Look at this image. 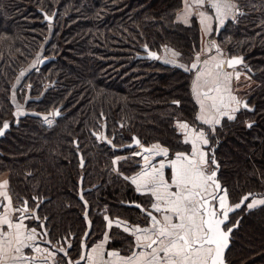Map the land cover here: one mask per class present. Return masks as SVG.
Here are the masks:
<instances>
[{
  "label": "trees",
  "instance_id": "trees-1",
  "mask_svg": "<svg viewBox=\"0 0 264 264\" xmlns=\"http://www.w3.org/2000/svg\"><path fill=\"white\" fill-rule=\"evenodd\" d=\"M236 2L237 18L207 40L228 57H241L258 81L246 97L254 110L241 108L210 134L218 179L231 202L245 193L264 195V0ZM181 5V0H0V127L10 122L0 138V174L7 175L14 205L27 201L50 239L70 243L71 255H78L83 238L90 245L103 236L106 216L148 222L151 197L137 193L129 180L142 166L139 158L113 165L115 156L132 149L122 146L136 136L140 146L160 143L173 155L184 151L178 149L175 120L198 126L192 65L201 31L195 20L187 25L177 19ZM43 12L54 13L53 21H44ZM50 26L43 56L51 59L24 77L20 93L29 85V109L47 113L62 106V115L50 125L38 114L15 124L11 86ZM145 47L159 56L172 47L187 68L146 56ZM47 85L49 91L35 98ZM103 126L111 143L93 134ZM78 153L85 160L81 168ZM131 201L143 210L124 204ZM239 214L227 264H264V204L232 213L226 225ZM109 236L108 248L132 250L129 233L113 226Z\"/></svg>",
  "mask_w": 264,
  "mask_h": 264
},
{
  "label": "snow or ice",
  "instance_id": "snow-or-ice-1",
  "mask_svg": "<svg viewBox=\"0 0 264 264\" xmlns=\"http://www.w3.org/2000/svg\"><path fill=\"white\" fill-rule=\"evenodd\" d=\"M196 5H203L205 0H193ZM210 6L216 10L218 16L224 15L222 12V5L219 0H210ZM204 22L206 17L200 13ZM221 23L223 20L221 19ZM174 55H177L174 53ZM241 61L233 58L227 62L220 61L215 64L217 71L206 70L199 73L196 78L194 92L197 102L200 104L201 114L197 117L206 124H219L220 116H227L228 119L235 117L229 115L227 111H222L228 105L224 102L223 91H227V84L230 80V74L220 71L224 63L232 67ZM207 63V62H206ZM195 67V65H193ZM204 80L205 85H209L208 91L201 92L202 87L200 81ZM237 79L239 76L237 75ZM210 93H215L210 95ZM230 101H235L239 104L234 96H229ZM206 101L210 102L206 105ZM244 107H247L245 104ZM232 112L238 111V108H232ZM210 112L216 113L212 116ZM58 115L59 113H55ZM47 119V118H45ZM51 124V121H47ZM8 124L4 123L3 129L8 128ZM251 126V125H249ZM181 129H188L187 123L179 124ZM3 130L0 129V134ZM189 140L192 143L191 156L178 153L176 159L171 162L173 174L171 177V184L164 178L163 169L165 165L160 164L159 168H154L150 173H142L139 177L133 178L132 183L137 185L139 191L142 187L155 197L156 203L152 207L157 211H166L162 220H158L149 212L152 225L149 228L136 227L135 232L140 235L136 236V246L141 249H148L149 251H141L139 254L133 253L132 256L126 258H119L121 264H224L223 254L228 246L229 234L232 228L227 231L222 229V225L228 221V214L234 209L227 204V191L223 190V195L219 198L214 194L215 191H220V185L216 180V172L207 171V166L210 161L208 154L200 149L199 144L207 145L208 139L204 132L192 133L185 139V143ZM111 143V141H109ZM139 143V141H136ZM159 151V153L167 156L168 150L161 149L159 145L153 146L152 149H145V151ZM147 165V157H145ZM214 157L211 164H215ZM6 185L7 182L5 181ZM175 187L176 191L171 189ZM4 195L11 206V199L7 197V193H0ZM219 199V209L217 211L214 204L210 202ZM248 197H244L247 200ZM86 203V202H85ZM161 203L165 208H161ZM243 203V201H242ZM257 204H264V200H257L248 204V208H253ZM139 207V206H137ZM240 204L235 205L239 208ZM19 211V210H17ZM24 211H27L25 208ZM222 216V218H220ZM173 217L176 221H173ZM107 219V217L105 218ZM0 226H6L13 231L4 232L0 230V264H7L8 260L22 261L28 259L23 256L22 250L29 247L28 241L35 239V229L25 230L23 223H16L9 219L6 212L0 217ZM109 226L111 222L109 221ZM124 231H129L125 228ZM37 252H45L47 249H35ZM63 251V249H61ZM10 253H14L10 255ZM54 253L49 252V256ZM109 256L119 257V253L110 252ZM84 257H81L83 259ZM89 259H93L89 257Z\"/></svg>",
  "mask_w": 264,
  "mask_h": 264
},
{
  "label": "crops",
  "instance_id": "crops-1",
  "mask_svg": "<svg viewBox=\"0 0 264 264\" xmlns=\"http://www.w3.org/2000/svg\"><path fill=\"white\" fill-rule=\"evenodd\" d=\"M189 3L193 6V8L195 9V11L197 12L198 9H200L199 7L203 6V9L209 10L213 13V15L215 16V18L220 20L222 19L223 21L225 19H228L230 17H232L233 15H236V5L231 1V0H219V2L222 5V12L224 13V15L218 16L216 13V10L214 8H212L210 6V0H205V3L203 5H196L193 2L191 3L190 0H188ZM199 27L201 30V39H202V44L203 47L206 48L208 46L209 43H207L208 40V36L210 35V33L213 30V24H206V23H201L199 22ZM172 51V49H167V55L165 54V56H169L170 52ZM165 52V53H166ZM163 57V56H161ZM220 61H225V56L224 53L222 51H218L217 48L211 49L210 52H204V55L202 57H200L199 59V67H195V72H194V77H193V81H192V93L193 96L197 102V98L194 92V86L196 83V78L197 75L199 73H202L206 70H211L213 72L217 71L215 69V64L217 62ZM207 62V63H206ZM194 64H197V61L195 59ZM223 73H227L230 74V80L228 81L227 84V91H223L222 95L224 96V102L225 104L228 105L227 108H223L222 107V111H227L229 113V115H233L234 112L231 111L232 108H239V104H237L235 101H230L229 100V96H234L236 98L237 101L240 102V99L245 95V93L248 91V89L250 88V86L252 85V80L251 78L248 76L247 73H245L244 71L240 70V69H236V68H227L225 63L223 65V68L220 70ZM237 75L239 76V79H237ZM202 87L200 89L201 92H205L208 91V87L209 85H205L204 84V80L202 79L200 81ZM215 93H210V95H214ZM198 103V102H197ZM210 103L208 101H206V105ZM201 114V108H200V104L198 103V111H197V117ZM210 114L212 116H215L216 113L214 112H210ZM227 117V116H220L219 119L221 120L222 118ZM197 120L200 122L197 125H192L189 124V122H186L184 120H181L179 124L181 123H187L188 125V129H180L181 134H183V138L186 139L187 137H189L192 133L195 132H203L202 130H200V128L198 127H202V126H212L210 124H206L204 123L202 120L198 119ZM181 138V136H180ZM182 141V140H181ZM189 143L191 144V151L188 153H183L186 155L191 156L192 154V143L189 140ZM200 147V149L204 152L207 153L206 147L203 144H199L198 145ZM146 148V147H145ZM163 149V148H161ZM206 150V151H205ZM177 154H173V155H168L165 156L161 153H159V151H144L143 156H142V167L139 171H136L134 174H132L131 176H129V180L132 183L133 178L139 177L142 173L145 172H151L154 168H159L160 164L163 163L165 165L163 172H164V178L169 182V184H171V177L173 174V169L171 166V162L174 161L176 159ZM145 157H147V165L145 162ZM7 182V184L5 185L4 182ZM133 184V183H132ZM134 189L137 193L139 194H149V196L151 197V202L149 205V209H150V213L152 214V216H155L158 220H162V217L167 213L166 211H161V212H157L153 207L152 204L156 203L155 197H153L146 188H141L139 191L137 190V185L133 184ZM9 185H8V178L6 174H0V193H7V197H10L11 199V206L9 207V201L7 198H5L4 195H0V202H1V206H0V217H2L6 212L8 213L9 219L13 222V224L16 223H23V225L25 226V230H31V229H35L36 233H35V239L28 241V244L30 245L29 247H26L22 250V254L23 256L27 257L28 259L26 260H22L19 262L16 261H12L11 259L8 260L7 264H121V261L119 258H126L129 256H132V254L135 252L137 254H139L141 251H149L148 249H141L139 247L136 246L137 241H136V236L140 235L139 233H136L134 230L135 228L138 226L140 228H149L152 225V220L151 217L148 216V222L146 224H138V223H130L128 220L126 219H122V218H112L109 216H106V230L103 234V236L93 242L90 245L85 244L84 238L81 242V250L78 252V255L74 256L71 255L72 253L69 252V247H70V243L69 242H61V243H57V241H53L52 239H50V237H48L46 230L43 227V224L35 219H37L36 217V210L31 209V210H27L25 212H19L16 210L15 205L13 203L11 194L9 192ZM172 191H176L175 187H173L171 189ZM161 208L164 209L165 205L163 203H161ZM104 210H106L105 208H103ZM105 217V218H106ZM35 218V219H34ZM109 221L111 222V226H109ZM173 221H176V218L173 217ZM116 226L118 228H120L121 230L124 231L125 228H128L129 231H125L127 233H129L132 238H133V248L129 253H123L117 249H111L107 247V244L110 240V236H109V230L111 227ZM43 227V228H42ZM0 230L4 231V232H9V231H13L11 229H8L6 226H0ZM39 247L40 249H47L48 251L45 252H37L35 249ZM61 249H63V251H61ZM49 252L54 253V255L49 256ZM110 252H117L119 253V257H112L109 256L108 253ZM14 253H10V255H13ZM81 257H84L83 259H81ZM89 257H92L93 259H89Z\"/></svg>",
  "mask_w": 264,
  "mask_h": 264
},
{
  "label": "rangeland",
  "instance_id": "rangeland-1",
  "mask_svg": "<svg viewBox=\"0 0 264 264\" xmlns=\"http://www.w3.org/2000/svg\"><path fill=\"white\" fill-rule=\"evenodd\" d=\"M181 1H182V5H181V7L179 8V10L176 13L177 19L180 22H182L183 24H187V25L191 24V21L192 20H195L198 23V25H199V22H201V19H202L200 13H203L204 16L206 17V19H204V22L203 23L210 24V25L213 24V30L210 33V35H212L213 33H215L217 35L219 33V30H221V28H223L225 26V24L229 20H231L233 18L234 19L237 18V14H236V15H233L232 17L228 18V19H225L223 21V23H221L220 17H219V19L218 18L216 19L215 16L213 15V13L211 11H209V10L203 9V6L202 7H199L200 9H198V11L196 12L195 9L189 3L188 0H181ZM231 1L236 6H238L236 0H231ZM190 2L192 3L193 0H190ZM52 32H53V27L50 26L49 27V31H48V35L46 36V39L41 42L40 47L36 50L35 55L30 60V62L25 66V68H23V70H26L27 69V71L28 70H31V72L32 71L38 72L40 70L39 67H38V60L40 58H42V56L44 54V50L46 49V47L50 43V38H51ZM210 35L208 37H210ZM200 46H201V48L195 54V56H194L195 58L193 60V65H195V67H199V62L198 61H199L200 57H202L204 55V52H207V51L210 52L211 49H214V46L212 44H208V46L206 48H204L203 47V44H202V39H201V42H200ZM167 49H172V51L170 52L169 56H165V54L166 55L168 54L166 52ZM218 51H223V50H222V48H218ZM174 53L177 54V55H174ZM179 54L180 53L177 50H175L174 48H172V47H164L161 50V52H160L159 59L163 63H167V64H170V65H177V66H180V67H183V68H187V66L185 65V63L182 62L179 59ZM161 56H163V57H161ZM195 59L197 61V64H194ZM193 65H192V67H193ZM25 72L26 71L22 72V74H24ZM19 73H21V71ZM22 74H21V76H17L15 78V90H12L13 96H16V91L19 92V90H22L23 86L26 84V82H23V78L24 77H22ZM48 87H49L48 85H47V87L45 86L41 90L40 94L38 96H36L35 98H37V99L42 98L46 94V92L49 91L48 90L49 89ZM17 110H19V107L18 106H17ZM53 112H54V109H50L46 114H43L42 113V116H43L42 118H43V120L47 124H49L47 122L49 120L51 121V124H53L55 122L56 119L54 118ZM19 114H20V110H19V112L16 113V116L18 117ZM38 114L41 115V113H38ZM235 115H236V112H234V114L232 116H235ZM45 118H47V119H45ZM226 118H228V117H226ZM181 120H183V119H177L173 123L174 124V127H175V129L177 131V133L181 136V140H182L180 142V145H179V148L178 149L184 150V151H181V152H184V153H187L188 152L189 153L191 151V144L189 142L188 143H185V139L183 138V134H181V132H180L179 123H180ZM184 121L187 122V120H184ZM217 125L218 124H214V125H212L210 127L209 126L208 127L207 126H202V127L200 126V127H198V128H200V130H202L205 133V137L209 141V143L207 145H205L206 150H207V154H208V159L210 161L209 165L207 166V171L208 172L213 169V164H211V157H212L211 150L214 148L213 145H214V142H215V140L213 139V137H211L210 134L215 133V131H217V129H216V126ZM100 139H102L105 142H109L110 141L109 137H107V134L105 132V126H103L102 129H101V137H100ZM155 145H159L160 148L167 149L168 150V155H170L169 148L167 146H165V145L160 144V143H150V144H147V145H144V146H142V145L140 146L139 145L138 147H135V148H132V149H128L127 154L124 153L122 155L115 156L113 158V165H114V167L117 166V162H118L119 159L122 160L123 158H125V157H128L129 158L130 156H135V157L139 158V162L141 164V162L143 160L142 159V156H143V153H144L145 149H152L153 146H155ZM185 151H187V152H185ZM178 153H180V151H178V152L176 151L175 154H178ZM140 169H141V167H138V170L137 171H139ZM223 190H226V188L224 187V188L221 189V192H220V194L218 195L217 198H219L220 196L223 195ZM229 197H230V192L227 191V204H228V206L230 204L235 203V202H231ZM257 200H264V196L263 195L262 196H253V197L249 198L245 206L247 207L248 204H251V203H253L254 201H257ZM213 204H214L215 208L218 211H221L219 209V199H217L216 201H214ZM257 205H260V204H257Z\"/></svg>",
  "mask_w": 264,
  "mask_h": 264
},
{
  "label": "flooded vegetation",
  "instance_id": "flooded-vegetation-1",
  "mask_svg": "<svg viewBox=\"0 0 264 264\" xmlns=\"http://www.w3.org/2000/svg\"><path fill=\"white\" fill-rule=\"evenodd\" d=\"M236 9L238 10H236V12H237V15L240 13V10L238 9V7L236 6ZM234 19V18H233ZM220 31V30H219ZM223 53H224V56H225V62H226V58H228V56H227V54L224 52V51H222ZM160 57V56H159ZM42 58H46L45 56H42ZM42 58H40V59H42ZM39 59V60H40ZM39 60H38V63H39ZM242 61H243V65H238V66H234V67H232V68H236V69H240V70H242V71H244L245 73H247L248 74V76L251 78V80L253 81L252 82V85L250 86V88L248 89V91L245 93V95L240 99V102H239V108H238V110H240L242 107H241V101L243 100V99H245L246 100V104L249 106V108L248 109H245V108H243V109H245V110H248V111H253L254 110V106H251L250 104H248V100H247V96L249 95V93H251L257 86H258V81L254 78V73H253V71L252 72H249L247 69H246V67H245V65L247 64V63H245L244 62V60L242 59ZM48 63V62H47ZM46 64V63H45ZM45 64H43L42 66H44ZM38 67H39V65H38ZM25 68V67H24ZM39 68H41V67H39ZM231 68V69H232ZM194 69H196L195 67H194ZM21 71V73H18L17 74V76H21V74H22V72H24V71H26L24 74H22V77H25L29 72H31V70H28L27 71V69L26 70H23V69H21L20 70ZM19 71V72H20ZM16 76V77H17ZM15 77V78H16ZM24 79V78H23ZM193 81V80H192ZM27 87V89H26V91H25V93H23V94H21L20 92L22 91V90H19V92H17L16 91V96H13V93H12V90H15V80L13 81V84H12V86H11V96H10V99H11V102H12V105H13V115H14V123L15 124H17L18 123V118L19 117H21V116H24V115H28V114H38L37 112H35V111H33V110H31V109H29L28 108V106H27V102H28V100L29 99H31V93H30V86L29 85H27L26 86ZM17 106L19 107V110H20V114L18 115V117L16 116V113L17 112H19V110H17ZM197 106H198V103H197ZM61 107L62 106H60V110H61ZM55 110V109H54ZM60 110H59V113L62 115V113L60 112ZM197 111H198V108H197ZM238 111H236V113H237ZM43 114H46V113H43ZM41 118L43 117L42 116V113H41V115L40 114H38ZM61 115H59V117L61 116ZM224 118H226V117H224ZM55 119H57V118H55ZM223 119V118H222ZM221 119V120H222ZM43 122L45 123V124H47L44 120H43ZM196 122H197V124L198 123H200L198 120H197V112H196ZM4 123H7L9 126H8V128L7 129H5V131H4V133L0 136V138H2L4 135H5V133L8 131V129L10 128V122H4ZM4 123L2 124V126L0 127V129L1 128H3V125H4ZM190 124V123H189ZM96 133H99L100 134V137H101V130L100 131H98V132H96ZM100 137L98 138V139H100ZM113 137V136H112ZM138 139H139V137H137ZM139 141H140V139H139ZM83 158V157H82ZM78 160H79V158H78ZM119 160H121V159H119ZM118 160V161H119ZM83 161H84V164H85V160L83 159ZM80 162V161H79ZM118 163V162H117ZM142 164V163H141ZM84 166V165H83ZM82 166V167H83ZM142 167V166H141ZM81 168V167H80ZM221 189H222V184H221ZM221 192V191H220ZM251 194H253V193H251ZM253 196H262V195H256V194H253ZM253 196H251V197H253ZM264 196V195H263ZM251 197H249V198H251ZM248 198V199H249ZM248 199L246 200V202L243 204V206L239 209V210H237L236 212H239L242 208H246V209H250V208H247L245 205H246V203H247V201H248ZM136 202V201H135ZM139 203V202H138ZM23 205V204H22ZM21 205V206H22ZM21 206H17V207H19V212H25V211H23L22 210V207ZM16 207V206H15ZM105 209L107 208V207H104ZM143 210V209H142ZM236 220H238V223H237V227L239 226V223H240V220H241V215L239 214V215H237L236 216V218H235V221H234V223L236 222ZM229 221H230V216H229V220H228V222L226 223V224H228L229 223ZM233 223V224H234ZM225 224V228L226 227H228L227 225ZM230 225H232V224H230ZM236 227V228H237ZM236 228H234V229H236ZM233 229V230H234ZM233 232V231H232ZM232 232H231V234H232ZM231 237H232V235H231ZM228 250V249H227ZM227 252V251H226ZM226 256V255H225ZM226 258V257H225Z\"/></svg>",
  "mask_w": 264,
  "mask_h": 264
},
{
  "label": "water",
  "instance_id": "water-1",
  "mask_svg": "<svg viewBox=\"0 0 264 264\" xmlns=\"http://www.w3.org/2000/svg\"><path fill=\"white\" fill-rule=\"evenodd\" d=\"M237 11H238V10H237ZM54 15H55L54 13H53L52 15H47V14H45V13L43 12V17H44L43 20L46 21V22H52V21H53V18H54ZM145 49H146L147 52H148V53L146 54V56H149V57H152V58H156V57L159 56L157 52H150L146 47H145ZM233 58L239 59V60L241 61L240 63H238V64H236V65H234V66L243 65L242 58L239 57V56H230V57L226 58V62L229 61V60H232ZM50 59H51L50 57H46V58H42V59H40V60H39V63H38L39 67H41L43 64L49 62ZM225 65H226L227 68H232V67H234V66L229 67L227 63H225ZM245 104H246V100L243 99V100L241 101V107H242V108H245V109H248L249 106L246 104L247 107H244ZM59 110H60V106L57 107V108H55V110H54V112H53V114H54V118H58L59 115H61V114L59 113ZM55 113H59V114L56 115ZM1 129L3 130V133H4L5 129H3V128H1ZM3 133H2V134H3ZM2 134H0V136H1ZM93 134H94V136H95L97 139L100 137V134H99V133H93ZM136 141H139V139H138L136 136H133L131 142H129L128 144L122 146V148H125V147H126V148H135V147H138V146L140 145V141H139V143H136ZM211 155H212L211 160H212L213 157H214V159H215V156H214V148L211 150ZM78 158H79V161H80V162H79V167H82V166L84 165V161H83V158H82L81 153H78ZM215 161H216V163L213 165V169L210 170L209 172H211V171H215V172H216V180H217V182L219 183V185H220V189H221V182H220V180H219L218 177H217V176H218V171H219V165H218V162H217L216 159H215ZM220 191H221V190H220ZM220 191H215L214 194L216 195V197H218V195L220 194ZM253 194H254V193H253ZM253 194H251V193H245V194H243V195L239 198V200H238L237 202H235V203H233V204H230L229 206L232 207L234 210H233L232 212H229L228 217H229L233 212H236L237 210H239V209L243 206V204L246 202V200H244V197H248V198H249V197L253 196ZM209 200H210V202H212V203L214 202V201H211V197H209ZM242 201H243V203H242ZM124 204H125L126 206H129V207L138 208L139 210H142V209H143V206H142L140 203L135 202V201L124 202ZM237 204H240V207H239V208H235V205H237ZM0 206H1V202H0ZM137 206H139V207H137ZM21 207H22V210H23V211H24L25 208L28 210V204H27V201H24V202H23V205H22ZM214 207H215V206H214ZM217 211H218V210H217ZM218 212H219V211H218ZM22 213H23V212H22ZM220 218H222V216H221ZM228 220H229V218H228ZM227 222H228V221H226V223H227ZM226 223H225V224H226ZM237 223H238V220H236V222H235L234 224L229 225V226L226 227V228L224 227L225 224L222 225L221 227H222V229H223L224 231H227L228 228H232V231H233V229L237 227ZM230 244H231V233L229 234L228 246H227V248L224 250V254H223L224 264H227V261H226L225 255H226V251H227V249L229 248Z\"/></svg>",
  "mask_w": 264,
  "mask_h": 264
},
{
  "label": "built area",
  "instance_id": "built-area-1",
  "mask_svg": "<svg viewBox=\"0 0 264 264\" xmlns=\"http://www.w3.org/2000/svg\"><path fill=\"white\" fill-rule=\"evenodd\" d=\"M211 44H212V43H211ZM15 208H16V210H19V207L16 206Z\"/></svg>",
  "mask_w": 264,
  "mask_h": 264
}]
</instances>
